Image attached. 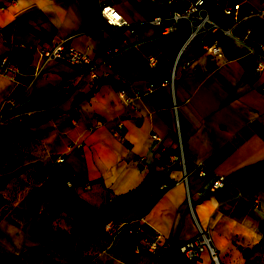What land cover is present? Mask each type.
Masks as SVG:
<instances>
[{
  "label": "crops",
  "instance_id": "obj_1",
  "mask_svg": "<svg viewBox=\"0 0 264 264\" xmlns=\"http://www.w3.org/2000/svg\"><path fill=\"white\" fill-rule=\"evenodd\" d=\"M230 1L208 0L212 17L232 28L236 38L264 46V18L233 22L223 13ZM105 4L129 21L132 36L127 28L107 24ZM260 6L261 0H249L240 14ZM164 12L159 0H0V54L9 51L21 71L14 83L0 78V109L8 96H23L0 117V139L10 124L37 134L54 160L55 174L89 205H106L110 222L142 217L144 234L161 237L154 263L170 246L192 238L197 221L219 264H264V71L254 72V55L236 38L212 33L205 40L216 39L221 51L198 58L202 47L194 43L183 56L190 64L177 69L173 88L161 84L189 32L186 21L172 34L148 22ZM63 38L91 57H108L94 70L96 77L54 61L33 78L34 48ZM109 47L120 50L109 57ZM103 79L113 86L101 85L88 101ZM150 82L154 88L136 98L135 107L117 96L121 86L132 92L145 90ZM174 103L187 183L178 156ZM79 142L83 145L76 147ZM198 168L206 175L199 176ZM219 175L226 184L214 190L211 184ZM141 235L132 237L140 243ZM195 262L213 264L207 253Z\"/></svg>",
  "mask_w": 264,
  "mask_h": 264
},
{
  "label": "rangeland",
  "instance_id": "obj_2",
  "mask_svg": "<svg viewBox=\"0 0 264 264\" xmlns=\"http://www.w3.org/2000/svg\"><path fill=\"white\" fill-rule=\"evenodd\" d=\"M13 141L14 149L0 159V255L11 264H123L115 258L130 264L175 263L176 245L154 263V255L132 236L114 241L105 234L103 226L111 221L107 206L89 205L55 174L54 160L37 134L18 130ZM178 156L182 159L180 150ZM186 264L196 262L187 259Z\"/></svg>",
  "mask_w": 264,
  "mask_h": 264
},
{
  "label": "built area",
  "instance_id": "obj_3",
  "mask_svg": "<svg viewBox=\"0 0 264 264\" xmlns=\"http://www.w3.org/2000/svg\"><path fill=\"white\" fill-rule=\"evenodd\" d=\"M165 8L163 14H155L152 16L148 22L152 25L160 26L162 34H172L177 31L178 24L181 21H186L189 25V32L178 49L176 58L170 70V75L168 78L164 79L161 84H166L173 88L174 78L178 68H185L190 64V61L183 60L184 54L189 50V48L194 43H199L202 50L198 54V58H208L210 55H216L221 51V48L216 39L212 42H207L205 40L208 34L221 33L233 38H236L232 32V28L221 26L211 15L208 8V0H188L186 6L182 8L174 7V4L185 0H159ZM249 0H231L223 8V13L233 19V22H240L247 18L257 17L264 18V0H261V6L258 8L251 9L246 15H241L240 10L243 3H248ZM102 13L106 18V22L109 26L127 28L129 35H133V29L128 20L124 19L121 13L114 7L105 4L102 8ZM238 42L244 44L248 50L254 55L255 64L254 72L261 73L264 71V46L259 44L257 46H252L247 44L245 40L236 38ZM120 49L118 47H109L106 49L108 56L117 53ZM34 54L36 56V62L34 63L33 78L37 77L45 67L54 61L65 62L73 65L77 69L81 70L83 74H93L94 70L106 64L108 57H91L87 53L77 49L69 42V38L59 39L57 41L51 42L49 44H42L34 48ZM21 71L18 66L10 57V52L6 51L0 54V78L8 80L12 83L18 80ZM93 77H96L93 74ZM103 85L107 88L113 86V82L108 79H103L98 85L94 86L90 94L86 97L88 101H92L94 96L99 92L100 86ZM155 86V82H150L145 90H133L129 92L125 86L117 89L118 98L126 105L135 107V99L148 94L152 91ZM264 91V86H262ZM23 96L14 97L8 96L4 101V107L0 109V117L4 116L7 112L11 111L22 101ZM172 111L175 118V126L178 132V143L180 145V151L182 154V166H183V181L187 183L188 171L184 162V154L182 150V140L179 136V122H178V109L177 105L174 103L172 106ZM33 116L32 114H30ZM153 138L158 139L157 134H152ZM83 142L76 144V147H81ZM199 176H205L206 171L203 168L197 169ZM226 184V179L224 176H217L212 181V188L214 190H219ZM71 186L70 183L67 184ZM85 187L90 189V183H86ZM250 202L253 207H257V198L252 197ZM188 205L191 213L194 216V208L192 202L189 200ZM195 219V216H194ZM198 232L187 241L179 244L178 251L183 254L187 259L195 260L202 253H207L210 258L219 264L215 250L213 249L210 238L207 232L200 224L196 221ZM144 219L141 217L135 220L122 221L117 223H112L110 221L106 222L103 226V232L109 236L114 237L119 233H124L126 236H134L135 234H142L140 237V243L144 244L147 250L154 256H158L159 253V243L161 237L151 236L144 234Z\"/></svg>",
  "mask_w": 264,
  "mask_h": 264
},
{
  "label": "trees",
  "instance_id": "obj_4",
  "mask_svg": "<svg viewBox=\"0 0 264 264\" xmlns=\"http://www.w3.org/2000/svg\"><path fill=\"white\" fill-rule=\"evenodd\" d=\"M22 129L23 128L17 127L12 124L6 127L2 136L3 138L0 139V159L9 155V153L14 149L15 145L13 140L16 136L17 131H21ZM178 246L179 245L173 246L172 249H176L178 251ZM163 254L161 255V257L163 256ZM175 257L176 261L174 264H186L187 258L183 254H180L179 251L178 254L175 255ZM0 261L2 262V264H11L9 259L3 255H0Z\"/></svg>",
  "mask_w": 264,
  "mask_h": 264
}]
</instances>
